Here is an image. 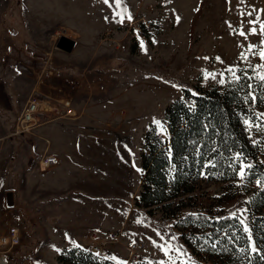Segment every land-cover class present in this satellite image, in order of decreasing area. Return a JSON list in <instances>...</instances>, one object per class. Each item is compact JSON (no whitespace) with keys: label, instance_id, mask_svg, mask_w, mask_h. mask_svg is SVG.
Masks as SVG:
<instances>
[{"label":"rangeland","instance_id":"obj_1","mask_svg":"<svg viewBox=\"0 0 264 264\" xmlns=\"http://www.w3.org/2000/svg\"><path fill=\"white\" fill-rule=\"evenodd\" d=\"M262 29L264 0H0V233L22 229L8 264H61L93 244L120 264L201 262L186 243L198 229L137 203L144 136L154 127L165 138L168 105L191 101L183 87L240 79L262 91L242 119L254 160L232 153L191 175L178 217L204 211L247 227L264 187L251 178L253 162L264 166ZM61 35L75 40L71 52L56 48ZM25 84L52 106L13 136ZM54 148L71 163L68 201L57 166L38 168Z\"/></svg>","mask_w":264,"mask_h":264},{"label":"trees","instance_id":"obj_2","mask_svg":"<svg viewBox=\"0 0 264 264\" xmlns=\"http://www.w3.org/2000/svg\"><path fill=\"white\" fill-rule=\"evenodd\" d=\"M183 89L191 101L176 100L168 105L165 138L154 127L144 136L137 203L149 213L161 208L176 223L187 222V226L198 229L199 234L186 240L192 253L202 258L196 264H264V187L252 198L257 215L247 221V232L242 220L229 215L213 217L196 211L178 217L183 202L180 197L191 190V175L232 153L246 157L248 162L254 160L256 147L249 141L242 119L258 105L262 91L254 92L260 88H249L241 79L222 88ZM236 164L239 167V159ZM252 166L255 172L251 178L264 185V166L256 162ZM73 252L69 251L70 257H75ZM84 257L77 256L74 261L87 264Z\"/></svg>","mask_w":264,"mask_h":264},{"label":"built area","instance_id":"obj_3","mask_svg":"<svg viewBox=\"0 0 264 264\" xmlns=\"http://www.w3.org/2000/svg\"><path fill=\"white\" fill-rule=\"evenodd\" d=\"M64 105H69V102L64 103ZM48 106L51 107L52 105L49 103L46 96H42V94L37 90L31 91L18 113L11 135L19 136L31 133V131L37 126L39 111L45 109V107ZM58 163L59 159L56 155L43 154L38 161V168L40 170H46L57 166ZM96 237L97 234L93 233L92 238ZM110 238L112 240H116L118 239V234L112 233ZM21 242L22 229L19 225H10L4 232L0 233V264L9 263L8 255L14 248L19 246ZM127 247L132 250L135 248V245L130 242L128 243ZM73 253L75 257H79L80 255L87 256L84 257L87 258V264H120L119 262L108 257L103 247L96 244H93L87 250H77ZM75 257H70L68 254L65 257L67 258L66 262H62L61 264H77V261H74ZM127 264H129V260H127Z\"/></svg>","mask_w":264,"mask_h":264},{"label":"crops","instance_id":"obj_4","mask_svg":"<svg viewBox=\"0 0 264 264\" xmlns=\"http://www.w3.org/2000/svg\"><path fill=\"white\" fill-rule=\"evenodd\" d=\"M29 86H31V85H27V84L23 85V87H24V94L22 96L23 99L21 100V107L25 103V100H26L29 92L32 90V88H30ZM10 94H11V97H12L13 92L10 93ZM19 111H20V109H19ZM55 131H56V129L55 130H52V133H55ZM76 134L77 135H83L80 132H78V130L76 131ZM51 152L59 157V164L53 170V173H52L51 177H52V179L54 178V179H57L58 180V182H59L58 184L60 186V190L62 192H64V194H67L69 192L67 194V196L64 195L66 197H64V198L61 199L62 201H68V200L71 199L68 196H71L72 195V192H70V189L71 188H68V187L62 188V186L63 185L66 186V184H67L66 183V180L68 179L67 170H69L70 168H72L71 167V163L68 161L66 152L62 151V149L54 148L53 150H51ZM96 184L97 183H95V187H96V189H98L97 188L98 184L97 185Z\"/></svg>","mask_w":264,"mask_h":264},{"label":"water","instance_id":"obj_5","mask_svg":"<svg viewBox=\"0 0 264 264\" xmlns=\"http://www.w3.org/2000/svg\"><path fill=\"white\" fill-rule=\"evenodd\" d=\"M75 47V40L72 38H69L65 35H61L58 37L56 42V48L64 51V52H71Z\"/></svg>","mask_w":264,"mask_h":264},{"label":"snow or ice","instance_id":"obj_6","mask_svg":"<svg viewBox=\"0 0 264 264\" xmlns=\"http://www.w3.org/2000/svg\"><path fill=\"white\" fill-rule=\"evenodd\" d=\"M107 2H108V0H105V3H107ZM117 3H119V0H117ZM129 19H131L130 16H129ZM262 30H264V29H262ZM240 34H241V35H244L243 32H241ZM261 56L264 57V52L261 53ZM241 175L243 176V172H241ZM244 231H246V232L248 231V229H247L246 226H245V228H244ZM253 251H255V249H253Z\"/></svg>","mask_w":264,"mask_h":264}]
</instances>
